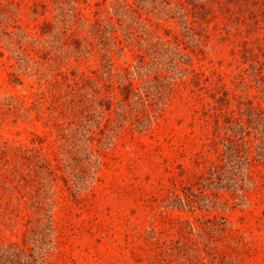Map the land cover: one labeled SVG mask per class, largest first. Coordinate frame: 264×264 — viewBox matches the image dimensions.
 <instances>
[{
  "label": "rangeland",
  "instance_id": "374dc122",
  "mask_svg": "<svg viewBox=\"0 0 264 264\" xmlns=\"http://www.w3.org/2000/svg\"><path fill=\"white\" fill-rule=\"evenodd\" d=\"M180 5L0 0V162L52 202L50 225L0 221L5 255L16 242L28 264H169L182 240L195 255L181 264H264V165L210 167L209 105L261 103L233 57L250 29L193 34Z\"/></svg>",
  "mask_w": 264,
  "mask_h": 264
},
{
  "label": "trees",
  "instance_id": "16d2710c",
  "mask_svg": "<svg viewBox=\"0 0 264 264\" xmlns=\"http://www.w3.org/2000/svg\"><path fill=\"white\" fill-rule=\"evenodd\" d=\"M180 7L192 20L189 30L193 34H201L205 30L207 32L206 23L218 19L223 26L229 23L239 25V31L242 32L250 29L248 35L241 39L236 56L233 57L234 60L243 63L238 66L240 72L243 73V77L253 81L250 83L254 85L261 103L258 104L252 98H247V107L243 110L242 116L241 110L240 114L234 112L237 116L226 110L225 106L229 103V99L224 97H216V104L209 105L208 116L214 124L215 135H219L222 142L219 160L210 163V167H214L211 170L213 173L216 167L241 159L248 164V170L252 164L264 165V35L263 37L255 35L259 31L258 28L264 24V0H181ZM62 177L65 180V176ZM252 183L254 185L253 181ZM33 184L34 178L29 172L23 173L17 165L9 166L0 162V221L15 222L23 216L27 218V223L35 220L38 224H51L52 202L44 198L39 189L33 192ZM186 201L191 204L190 198L187 197ZM180 242L178 249L168 248L170 259L164 258L166 263L171 261L169 264H181L182 260L188 258L194 260L195 249L184 245L187 242L182 240ZM6 244L9 248H15L16 253L9 251L5 255L1 243L0 258L3 256L12 258L18 255L21 257V262L18 259L15 261L16 264H28L26 261L31 258L30 252L26 253L25 249L16 242ZM215 259L220 262L219 256ZM187 262L189 264L192 261Z\"/></svg>",
  "mask_w": 264,
  "mask_h": 264
}]
</instances>
